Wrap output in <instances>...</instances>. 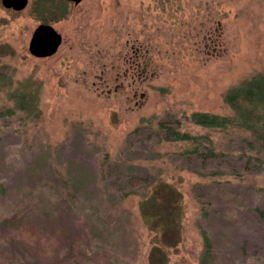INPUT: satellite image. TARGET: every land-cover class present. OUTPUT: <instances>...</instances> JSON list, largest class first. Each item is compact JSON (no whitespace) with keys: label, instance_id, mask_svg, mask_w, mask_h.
I'll list each match as a JSON object with an SVG mask.
<instances>
[{"label":"rangeland","instance_id":"1","mask_svg":"<svg viewBox=\"0 0 264 264\" xmlns=\"http://www.w3.org/2000/svg\"><path fill=\"white\" fill-rule=\"evenodd\" d=\"M35 1L0 2V108L37 94L0 117V264H264V150L187 120L230 115L225 92L264 72V0H64L44 18ZM39 23L62 35L46 58L28 52ZM158 179L182 205L164 233L140 209Z\"/></svg>","mask_w":264,"mask_h":264},{"label":"trees","instance_id":"2","mask_svg":"<svg viewBox=\"0 0 264 264\" xmlns=\"http://www.w3.org/2000/svg\"><path fill=\"white\" fill-rule=\"evenodd\" d=\"M66 1V0H65ZM64 0H36L34 2L35 11L44 18L47 13L55 14L61 17L67 11V2ZM58 14V15H57ZM11 78L3 76L0 73V91L11 86ZM5 96L7 100H11L14 104L13 108H0V117L9 115L15 112V109L23 110L26 113L35 109L37 106V94L35 92H27L23 89L16 88L14 90H6ZM223 102L231 110L230 115H221L216 113L193 111L187 117L190 124L204 129L223 130V129H243L252 136L253 142L260 149L264 150V72L256 73L242 80L235 86L230 87L223 96ZM161 131H165L170 142H190L192 151L197 150L198 139L187 131H181L171 126H166L163 123L158 124ZM155 184H150L152 187L151 193L148 194L140 203L141 215L147 219V223L156 232L161 230L163 233L171 226H176L174 213L182 209L181 203H177V193L170 189L169 184H165L162 179H158ZM147 186V185H146ZM148 187V186H147ZM3 193V185L0 183V195ZM169 204H172L173 211L168 212L165 219L160 223L157 222V217L162 211L166 210ZM162 226V227H159ZM204 259L211 256L210 242L202 230L201 232ZM72 252L63 257L64 264L71 263Z\"/></svg>","mask_w":264,"mask_h":264},{"label":"water","instance_id":"3","mask_svg":"<svg viewBox=\"0 0 264 264\" xmlns=\"http://www.w3.org/2000/svg\"><path fill=\"white\" fill-rule=\"evenodd\" d=\"M78 4L82 0H67ZM4 8L19 11L24 9L28 0H0ZM62 35L48 23H39L32 31L28 41V52L37 58H46L55 54L61 45Z\"/></svg>","mask_w":264,"mask_h":264}]
</instances>
